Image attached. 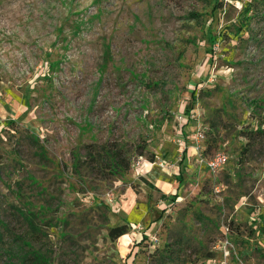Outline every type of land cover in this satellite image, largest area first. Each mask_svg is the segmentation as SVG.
Returning a JSON list of instances; mask_svg holds the SVG:
<instances>
[{
  "label": "rangeland",
  "instance_id": "rangeland-1",
  "mask_svg": "<svg viewBox=\"0 0 264 264\" xmlns=\"http://www.w3.org/2000/svg\"><path fill=\"white\" fill-rule=\"evenodd\" d=\"M261 217L264 0H0V264H264Z\"/></svg>",
  "mask_w": 264,
  "mask_h": 264
},
{
  "label": "trees",
  "instance_id": "trees-1",
  "mask_svg": "<svg viewBox=\"0 0 264 264\" xmlns=\"http://www.w3.org/2000/svg\"><path fill=\"white\" fill-rule=\"evenodd\" d=\"M97 149L98 147L95 145L86 146L87 156L91 160V162L88 163L89 167L93 168L92 170H95L97 174L99 173L102 176H112V178H115L121 177L129 171L130 159L126 156L125 151L120 146L110 143L100 147V152L97 151ZM139 156H142V152L139 153ZM97 157H99V159ZM161 198L167 199V196L161 195ZM176 199L177 196L173 195L172 201H175ZM261 219H264V217H261ZM151 223L155 224V220L151 221ZM31 226L33 225L31 224ZM130 229L131 225L129 222L124 221L123 225L110 227L108 230V237L110 240L115 241L126 235ZM21 241L25 243L28 242L24 239ZM33 258V261L29 259L31 262H23L19 264H43L45 262V257L40 253L36 252L33 254ZM211 258L212 257H207L205 260ZM158 262V264H167V261L163 256L158 259Z\"/></svg>",
  "mask_w": 264,
  "mask_h": 264
},
{
  "label": "built area",
  "instance_id": "built-area-1",
  "mask_svg": "<svg viewBox=\"0 0 264 264\" xmlns=\"http://www.w3.org/2000/svg\"><path fill=\"white\" fill-rule=\"evenodd\" d=\"M179 121H182L184 119H182V116H179ZM199 146L194 147V151L198 152L199 151ZM228 163V157L227 155H225L224 153H216L214 154L212 157H210L208 160H206V167L208 168V170L215 174L217 172H219L226 164ZM230 247L231 245L229 244L228 241H225L223 243V247L219 249H221L220 252V257L218 258L219 261L217 264H230L231 262V253H230ZM213 263L212 261H210V264Z\"/></svg>",
  "mask_w": 264,
  "mask_h": 264
}]
</instances>
